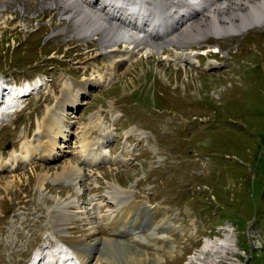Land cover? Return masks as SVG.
Here are the masks:
<instances>
[{
  "label": "rangeland",
  "instance_id": "rangeland-1",
  "mask_svg": "<svg viewBox=\"0 0 264 264\" xmlns=\"http://www.w3.org/2000/svg\"><path fill=\"white\" fill-rule=\"evenodd\" d=\"M53 1L0 0V78L18 85L41 78L46 86L0 125V264H30L47 247L55 254L60 235L90 241L91 221L112 240L87 248L91 264H136L133 257L185 264L191 256L264 264V28L192 47L195 63L183 64L174 52L165 58L143 49L133 56L120 45L122 52L108 53L99 41L77 36ZM99 78L108 85L94 87ZM88 83L91 96L71 109L78 87ZM68 88L69 105L62 99ZM50 110L69 139L52 158L27 163L23 144L47 141L39 126ZM91 121L112 137L106 149L116 156L96 168L77 158L82 135L97 128ZM75 165L78 182L56 185ZM121 196L152 208L139 209L149 219L139 229L148 236L162 226L157 232L167 238L159 240L160 251L134 243L138 225L107 231ZM66 211L65 230L52 231ZM169 224L179 231H165ZM227 236L233 250L202 255L206 242Z\"/></svg>",
  "mask_w": 264,
  "mask_h": 264
},
{
  "label": "bare ground",
  "instance_id": "bare-ground-1",
  "mask_svg": "<svg viewBox=\"0 0 264 264\" xmlns=\"http://www.w3.org/2000/svg\"><path fill=\"white\" fill-rule=\"evenodd\" d=\"M52 4L59 9L62 19L76 25L77 36L99 41L102 48H105L108 53L122 52L123 50L119 48L120 45L127 49L126 53L133 56L140 55L143 49H147L149 55L155 52L158 55L165 56V58L170 56L166 51L168 53L174 52L178 53V59L176 60L183 64L195 63L193 60L194 53L188 52L192 47L202 45L210 39L236 38L250 31L264 28V0H58V2L54 0ZM126 60V58L123 59V61ZM106 81L99 78L95 80L93 86L96 88L107 86ZM89 86H91V83L78 87L77 94L80 101L79 99L75 100V105L71 109H77L82 105L85 98L91 96L90 93H85ZM69 90L70 88L63 91L62 98L64 102H68L67 105L71 103V96L67 95ZM21 92L23 91L21 90ZM18 98V92L6 91L0 86V112L6 102L13 104L18 101ZM55 111H47L44 122L39 126L41 133L46 135L47 139L45 138V140L47 141L35 146L33 143L23 144L22 157L25 162L32 163L36 160L43 161L52 158L53 153H59L63 149L61 141L63 143L68 141V130L63 129V125L58 120ZM94 124L99 126L97 125V128H95L96 126L93 127ZM90 126L93 128L82 135L79 156H77L80 159L78 160L85 162L86 165L92 168L99 167L108 161H114L116 156L106 149L109 139L112 137L105 132L104 126L100 122L91 121ZM39 145L42 148L41 154L38 150ZM33 153L38 157H33ZM16 154L12 153L10 157L18 165L20 159L17 160ZM81 177L82 172L75 165L69 167L68 170L65 169L63 174L56 178L58 182L55 181V183L57 185L67 180L71 184L70 182L75 180L78 182ZM72 183L74 184V182ZM115 205L118 214L112 216V223L107 231H122L123 228L126 227L127 229L131 224H135L138 226L132 231L131 235H133L136 245H145L151 247L154 251L162 249L158 242L167 238L166 235H160L157 232L162 226H154L148 236H143V232L141 233L139 229L141 225L146 224L149 220L140 213L139 209L145 207V209L150 210L152 208L143 205V203L129 202L128 199L122 196L117 198ZM70 206L74 207L75 203H68L67 207ZM57 212L58 210L55 214L58 217ZM159 213L158 209L152 211L150 219L155 220ZM66 214L67 211L62 212L59 218L55 216L57 220L51 226L52 231L61 233L65 230L62 227L66 224H61V222L68 215ZM89 225L91 231H93L90 236H94L90 241L84 238L69 240L66 236L60 235L59 247L55 254H50L47 250L49 247H47L46 251L37 252L30 264H91L88 259L93 254L89 253L87 248H93L98 242L112 244V240L104 237L107 236L106 230L99 232L97 222L91 221ZM60 227L62 230H58ZM164 230L179 231L175 225L171 224ZM230 240V236H227L225 240L220 241L218 244L206 242L203 246L202 255L209 251L214 254L219 251L233 250L235 246ZM221 242L225 243L222 244ZM216 245L219 246L216 247ZM170 248L172 252H175V246L170 245ZM94 258H97L99 262L108 261L105 257L94 256ZM138 258L133 257L132 261L136 264H144L142 261L144 259ZM155 259L156 261L162 260L157 256ZM148 260L146 259L145 262ZM185 264H216V261L203 262L198 256H191Z\"/></svg>",
  "mask_w": 264,
  "mask_h": 264
}]
</instances>
